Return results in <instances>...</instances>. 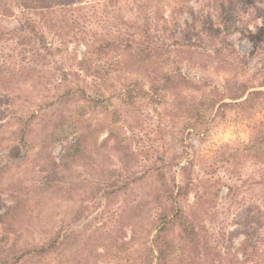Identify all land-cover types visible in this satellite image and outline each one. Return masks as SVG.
<instances>
[{
  "label": "trees",
  "instance_id": "16d2710c",
  "mask_svg": "<svg viewBox=\"0 0 264 264\" xmlns=\"http://www.w3.org/2000/svg\"><path fill=\"white\" fill-rule=\"evenodd\" d=\"M39 1L17 0L21 26L2 28L0 23V43L14 41L6 46L0 44V264L99 263L103 255L99 248L104 244V234H109L105 232V223L91 230L88 226L77 230L66 225L63 217L53 219L56 208L44 204L46 200L51 201L55 190L64 194L57 198H70L76 184L63 185L67 179L65 173L73 164L91 167L90 173L93 171L95 178V190L91 192L99 203L121 191L135 195L119 204L112 215L117 216L116 225L121 223L116 232L124 230V226L130 230V238L124 240V235L121 241L125 245L138 242L140 246L136 264L214 262L212 246L201 235L198 223L212 207L206 204L212 197L209 189L196 191L188 209L182 205V200L193 189V178L186 173L184 182L178 183L167 176L165 166L149 155L155 150L154 145L134 148L133 141L139 135L132 124L123 122L121 110L124 105L135 102L140 90L135 84H127L118 95L121 107L118 105L111 110L108 103L113 96H106L97 84L99 77L106 76V71L102 75V62L97 58L117 55L122 66L148 78V88L141 89L145 95L157 100L164 92L171 93L175 115L192 120L200 113V103L205 105L206 100L204 103L194 101L188 90L202 88L183 71L182 62H190L195 56L210 58L213 54H222L227 46L204 45L206 31H196L195 21L190 29L179 31L171 28L169 20L159 26V20L165 19V14L160 18V11H192L189 0H181V5L174 4V7L162 0H96L106 11L97 21L93 20L96 13L79 14L80 11L75 16V12L69 13L70 21L65 16L58 18L59 11L93 9L96 3L76 7L72 0L59 5L54 4L55 0H45L42 6ZM123 2L134 11L130 17L120 13ZM14 14L11 0H0V17L11 18ZM87 21L97 22L104 29H87L81 24ZM50 33L53 34L51 40ZM70 42L84 46L80 59L78 46L73 51L68 49ZM59 53L61 60L57 57ZM67 59L76 61L77 67H66L64 60ZM262 76L264 86V74ZM27 83L35 91H43L42 96L50 100L28 107L29 98L22 99L13 87L19 84L18 88L31 95L32 88ZM222 87L203 94L214 117L226 106L250 109L258 100H264V89H255L245 80L227 78ZM60 141H71V144L59 156L53 154V145ZM245 149L251 152L255 163L264 165V140L247 144ZM112 157L117 158L120 167L112 168L108 164ZM24 165L35 170L30 183L19 182L21 173L17 169ZM188 168V164L181 166L183 172ZM261 168V178L255 182L258 184L264 183V168ZM148 178L149 190L139 195L134 185ZM249 209L257 219L246 225L249 229L244 231L238 251L243 261L259 264L253 257L259 246L253 245L249 250L247 242L253 228L264 219V207L251 205ZM148 211L152 218L147 223L151 222L149 228L144 223L148 215L143 217ZM85 212L87 206H76L73 222L80 221ZM123 232L126 234L127 230ZM119 240L120 237L115 242ZM258 241L263 243L264 237Z\"/></svg>",
  "mask_w": 264,
  "mask_h": 264
},
{
  "label": "rangeland",
  "instance_id": "374dc122",
  "mask_svg": "<svg viewBox=\"0 0 264 264\" xmlns=\"http://www.w3.org/2000/svg\"><path fill=\"white\" fill-rule=\"evenodd\" d=\"M72 1L73 6L76 7L88 3H96L97 6L93 9H89V7L77 8V11L70 10L68 13L59 11V19L65 16L70 21L69 13L72 15L75 12V16L80 11L79 14L96 13L93 20L97 21L106 13L100 5L102 3L96 2V0ZM11 2L15 14L11 18L0 17L2 28L21 26L20 6L17 0H11ZM65 2L67 0H55L54 4L59 5V3ZM162 2L171 3V7H174V4L180 6L182 3L181 0H177V2L162 0ZM39 3L43 6L46 1L40 0ZM124 3L120 13L130 17L134 11L124 6ZM188 4L192 6V11L187 9L184 11H170V9L160 11V18L165 14V19L159 20V26H163L165 21L169 20L171 28L179 31L183 28L190 29L195 21L196 31L203 29L206 31L204 34L206 44L204 45L227 46L222 54H213L210 58L195 56L190 62H182L183 71L203 90H195V87L188 90L194 96V101L204 103L203 101L206 100L205 105L200 103V113L197 116L195 115L192 120L177 117L174 105H172L173 95L171 93L164 92L157 100H152L145 95L141 89L148 88V78L143 73L128 70L127 67L122 66L117 55L109 58L105 56L97 58L98 62H102V75L106 71V76L99 75L101 77L98 78L97 84L106 96H113L108 103L111 110L118 105L121 107L122 102L118 99V95L123 92L127 84L132 83L139 88L140 93L135 102H130L128 106L124 105L121 110V112L123 111L122 116H124L123 122L132 124L135 132L139 135V138L136 137L133 141L134 148L154 145L155 150L150 151L149 155L152 159L159 160V165L165 166L167 176L175 178L178 183L184 182L187 177L186 173L193 178V189L182 200V205L186 209L193 204L196 191L209 189L212 197L207 200L206 204L212 207L209 209V213L200 217L198 221L201 235L207 238L212 246L210 252H212L211 256L214 258V262L209 261V264H252L250 260L243 261L241 251L238 250L242 247L244 231L249 229L246 225L257 219L249 208L251 205L262 209L264 207V183H255L261 178V167L264 168V165L255 163L251 158V152L245 149V146L264 140V100H258L255 107L250 109L238 105L226 106L219 115L214 117L208 99L203 94L204 91L209 92L214 87L223 89L222 86L227 78L245 80L255 89H264V86L261 85L264 74V0H189ZM111 13L116 14L113 11ZM94 21L81 22V24L85 25L87 29L92 27L98 30L104 29ZM52 36L53 34H48L49 40L52 39ZM10 43H14V41L3 40L0 44L6 46ZM77 46L78 44L75 42H70L68 49L73 51ZM77 48V55L80 59L85 48L81 44ZM178 54L183 55L180 52ZM61 56L60 53L57 55L60 60ZM64 65L77 67L76 61L68 59L64 60ZM91 79L89 77V81ZM27 85L29 84L27 83ZM18 86L19 84L13 85L15 94L20 95L22 99L24 96L29 98L28 102L31 103L27 104L28 107L32 103L34 106L31 108L46 102L45 100H50L49 97L42 96L43 91H35L32 85H29L32 88L31 95L26 94L28 92ZM226 101L230 102L231 99H226ZM8 132L9 129L6 133ZM70 142L60 141L54 144L53 154L60 156L71 144ZM109 163L112 168L120 167V162L116 157L110 158ZM184 164L189 166L185 172L181 170V166ZM30 169L31 166L28 165L17 169L21 173L19 182L30 183V179L35 173V170L31 171ZM90 170L91 167L73 164L72 169L65 173L67 179L63 185L68 187L76 184L74 192L70 193V198H65V196L57 198L64 194L55 190L51 201L46 200L44 204L56 208V215L53 219L58 220L63 217L66 225L70 224L77 230L84 229L86 226L91 230L103 222L105 223V232H109V234H104L106 236L104 244H101L99 248L103 255L99 258L98 264H136L140 246L138 242L125 245L121 241L124 235H126L124 240L130 238V230L124 226V230L116 232L121 223L116 225L117 216L112 215L119 204L124 203L127 198L132 199L135 195H129V191L126 194L125 191H121L107 200L102 199L99 203L91 192L95 190L93 183L95 178L91 174L94 172L90 173ZM246 179H248V183H243ZM149 182L148 178L140 180L134 185L139 195H144L149 190ZM96 195H99V192ZM82 205L87 206V212L84 213L80 221L73 222L76 206ZM102 212L103 215H98ZM147 215L148 219L146 217L144 223L149 228L151 222L147 223L152 218L149 211L143 213V217ZM48 218L50 219L51 216ZM140 224L141 221L137 225L140 226ZM116 226L119 227L116 228ZM203 227L204 229H202ZM255 227L249 235L247 244L250 245L249 250L253 245L259 246L257 255L253 257L258 260L259 264H264V242L258 241L259 238L264 237V219L259 221L258 226ZM125 230H127L126 234L123 232ZM140 231L142 233L141 229ZM141 233L139 237H142ZM146 233L147 229L144 231V236ZM36 234L37 237L41 235L38 231ZM119 237L120 240L115 242V239H119Z\"/></svg>",
  "mask_w": 264,
  "mask_h": 264
}]
</instances>
